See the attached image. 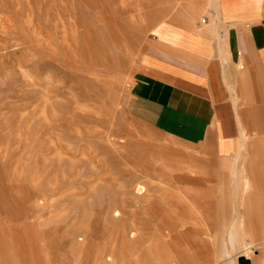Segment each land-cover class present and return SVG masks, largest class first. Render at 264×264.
I'll list each match as a JSON object with an SVG mask.
<instances>
[{"label":"rangeland","instance_id":"374dc122","mask_svg":"<svg viewBox=\"0 0 264 264\" xmlns=\"http://www.w3.org/2000/svg\"><path fill=\"white\" fill-rule=\"evenodd\" d=\"M218 7L0 0V264H232L260 240L264 181L234 202L209 138L168 132L170 104H199L154 79L170 23Z\"/></svg>","mask_w":264,"mask_h":264},{"label":"crops","instance_id":"0c3cea01","mask_svg":"<svg viewBox=\"0 0 264 264\" xmlns=\"http://www.w3.org/2000/svg\"><path fill=\"white\" fill-rule=\"evenodd\" d=\"M170 25L178 34L170 41L157 40L161 47L152 55L154 79L171 95L198 103L201 110L186 104L183 107L191 112H179L170 104L168 132L192 145L209 138L223 170L229 171L234 202L243 204L254 183L264 181V0H219L217 13L204 18L200 28ZM260 195L250 193L256 197L260 240L246 239L243 244L250 248L247 252L242 248L234 264H264ZM238 217L247 235L244 210ZM255 244L261 246L250 255Z\"/></svg>","mask_w":264,"mask_h":264},{"label":"bare ground","instance_id":"6f19581e","mask_svg":"<svg viewBox=\"0 0 264 264\" xmlns=\"http://www.w3.org/2000/svg\"><path fill=\"white\" fill-rule=\"evenodd\" d=\"M89 139V138H88ZM116 141V140H115ZM111 144V143H110ZM115 145V144H114ZM137 189H141V187L139 186ZM248 245V244H247ZM245 246V245H244ZM249 246V245H248ZM248 246H247V248H248ZM245 249H246V247H245ZM248 250V249H247ZM163 252H164V249H163V251H162V254H163ZM161 253V252H160ZM161 254V255H162ZM158 255V254H157ZM231 262V261H230ZM230 264V263H229ZM232 264H234V260H232Z\"/></svg>","mask_w":264,"mask_h":264}]
</instances>
